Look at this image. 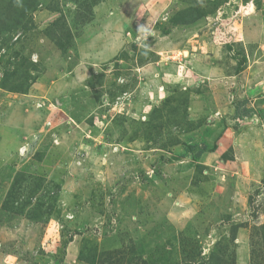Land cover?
<instances>
[{
	"label": "rangeland",
	"instance_id": "1",
	"mask_svg": "<svg viewBox=\"0 0 264 264\" xmlns=\"http://www.w3.org/2000/svg\"><path fill=\"white\" fill-rule=\"evenodd\" d=\"M259 112L264 0H0V264H264Z\"/></svg>",
	"mask_w": 264,
	"mask_h": 264
},
{
	"label": "trees",
	"instance_id": "2",
	"mask_svg": "<svg viewBox=\"0 0 264 264\" xmlns=\"http://www.w3.org/2000/svg\"><path fill=\"white\" fill-rule=\"evenodd\" d=\"M245 102H246L245 100L239 102V104L237 106V113L239 112L240 106L245 104ZM206 151H207V148L204 147L203 149H200V150L197 151L196 156L197 157H201L203 155V153H205ZM263 183H264V178H263Z\"/></svg>",
	"mask_w": 264,
	"mask_h": 264
},
{
	"label": "clouds",
	"instance_id": "3",
	"mask_svg": "<svg viewBox=\"0 0 264 264\" xmlns=\"http://www.w3.org/2000/svg\"><path fill=\"white\" fill-rule=\"evenodd\" d=\"M139 31L146 37L148 34H150L149 33V30L147 29V28H145V27H141L140 29H139Z\"/></svg>",
	"mask_w": 264,
	"mask_h": 264
},
{
	"label": "crops",
	"instance_id": "4",
	"mask_svg": "<svg viewBox=\"0 0 264 264\" xmlns=\"http://www.w3.org/2000/svg\"><path fill=\"white\" fill-rule=\"evenodd\" d=\"M259 114H260V112H259ZM261 114H262V113H261ZM261 114H260V115H261ZM263 116H264V115L262 114L261 117L263 118Z\"/></svg>",
	"mask_w": 264,
	"mask_h": 264
}]
</instances>
